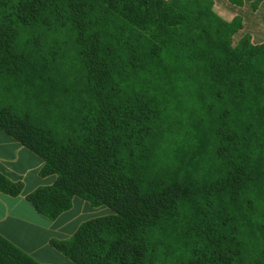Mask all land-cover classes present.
I'll list each match as a JSON object with an SVG mask.
<instances>
[{"label":"trees","instance_id":"16d2710c","mask_svg":"<svg viewBox=\"0 0 264 264\" xmlns=\"http://www.w3.org/2000/svg\"><path fill=\"white\" fill-rule=\"evenodd\" d=\"M241 25L213 0H0V129L55 175L26 200L49 219L73 197L110 210L51 246L76 264H264V41L232 45ZM0 264L44 263L0 235Z\"/></svg>","mask_w":264,"mask_h":264},{"label":"crops","instance_id":"0c3cea01","mask_svg":"<svg viewBox=\"0 0 264 264\" xmlns=\"http://www.w3.org/2000/svg\"><path fill=\"white\" fill-rule=\"evenodd\" d=\"M263 1L261 0L258 6ZM251 2L252 0H242V4L237 5L229 0H214L213 8L215 7L220 13L218 15H222L227 21L239 15L244 27L247 15L246 7H251ZM258 6L255 9L251 7V9L256 13ZM261 16L263 21L258 18L257 24L259 25L257 26L262 28L259 30L263 33L253 35L257 26L249 24L248 30L252 31L250 38L253 43L264 41V10H262ZM42 165L41 158L0 129V172L12 181L22 180L29 184L16 196H10L0 191V235L40 263L76 264L51 246L49 241L52 238L69 237L78 228L79 220L71 226L73 218L70 220L68 216H65L74 204H78L82 208L88 207V204L91 206V204L87 200L85 201L88 204L77 200H84L80 197H73L70 208L61 212L54 219H49L38 213L33 205L26 200V195L35 186L49 185L55 180L53 174L44 176L39 174ZM108 211L110 212L109 208Z\"/></svg>","mask_w":264,"mask_h":264},{"label":"rangeland","instance_id":"374dc122","mask_svg":"<svg viewBox=\"0 0 264 264\" xmlns=\"http://www.w3.org/2000/svg\"><path fill=\"white\" fill-rule=\"evenodd\" d=\"M213 5H214V0H213ZM247 9V15H246V18H245V25L244 27L241 25V28L239 30H237L235 33H233L232 35V45H236L238 40L244 35V34H248L250 33L249 35H252V31L248 30L249 28V24H257V21H258V18L260 19V21H263L262 20V10H264V1L261 2V4L258 6L257 10H256V13L251 9V7H246ZM213 10L217 13V14H220L216 8L214 7ZM222 19H224L222 17V15H219ZM235 17H239L240 20H241V17L238 15V16H234L231 20L227 21L226 19H224L225 21L227 22H231ZM259 27V28H258ZM259 29H262L260 26H257V29L253 31V35H257V33L261 34L263 33V31H260ZM21 183H22V190L24 189V187H27L29 184H26L24 181L22 180H19ZM38 186H41V185H38ZM38 186H35L31 191H33L35 188H37ZM21 190V192H22ZM29 191V192H31ZM28 192V193H29ZM77 200H80L84 203H87L85 200H81V199H77ZM88 204V203H87ZM92 206V207H91ZM89 205L88 204V207L86 208H82L80 205H76L74 204L73 208L70 209L67 213V215L65 216H68V218L71 220L73 218V220H71V226L77 221L79 220V223L78 225H80L82 222H84L85 220H88L90 218H93V217H97V216H103V215H106L109 213L108 211V208L105 206V205H96L93 207V205ZM65 231L66 228H65ZM72 235V234H71ZM70 235V236H71ZM69 236V237H70ZM69 237H66L64 239H60V238H53V239H58V240H66L68 239Z\"/></svg>","mask_w":264,"mask_h":264}]
</instances>
